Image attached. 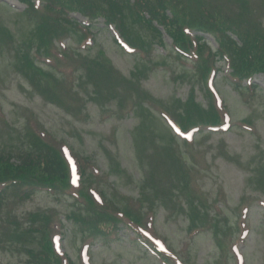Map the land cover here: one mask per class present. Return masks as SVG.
Wrapping results in <instances>:
<instances>
[{
  "label": "rangeland",
  "instance_id": "rangeland-1",
  "mask_svg": "<svg viewBox=\"0 0 264 264\" xmlns=\"http://www.w3.org/2000/svg\"><path fill=\"white\" fill-rule=\"evenodd\" d=\"M218 1L221 8L231 9L238 18L240 6L238 10L237 0ZM246 2L255 8L264 4V0ZM24 8L16 0H0V26L9 34L0 45V155L8 156L22 148L28 149L29 145L25 144L28 141L25 136L26 121L28 124L35 122L38 127L57 138L58 142H65L80 158L99 169L102 178L98 185L100 190L111 194L114 192L116 196L124 198L131 196L127 201L132 200L133 205V197H139L140 182L146 179V171L152 167L154 182L161 180L165 186L171 185L170 195L172 194L163 207L155 202L154 228L170 248L180 256L184 255L186 259H183L188 264H238L230 250L228 251L230 237L239 239L237 247L243 255V264H264V210L260 207L261 201H264V98L250 91H236L227 79L228 70L223 68L215 77V85L231 115L233 128L227 132L214 133L203 129L201 133L199 131L194 134L192 147L177 139L168 141L164 133L166 126L160 121L152 120L151 116L154 115L146 111L142 99L136 93L123 96L119 101H108L107 89L114 83V77L108 70L93 67L89 70L86 67L80 73L78 82L74 80V74L68 82L69 78L61 75L58 69L49 70L41 62H37L34 55L29 53L28 44H24L26 33L34 30L37 25L33 21L35 18L21 14ZM130 21L131 16L128 23ZM98 27L102 28L101 23ZM94 32V46L83 53L84 57L100 55L102 59H109L128 81H135L133 74L139 72L141 75L137 77L153 97L152 101L161 104L172 115L180 114V110L185 109L186 99L192 93L196 102L208 108L205 88L197 80L199 77L193 72L190 63L179 66L173 55L167 56L168 52L157 50V45H154L149 52L151 54L153 51L150 55L153 59L148 61L147 57L148 66L145 70L140 67L142 63L135 55L118 47L110 32ZM140 35L144 37V42L151 39L150 31L146 29ZM78 40L79 37L66 38L64 42L68 50L77 52ZM166 43L169 45L168 40ZM210 45L215 48L212 41ZM29 56L39 70H28L25 67L24 71L31 76L33 74L34 83L19 72L26 59H30ZM79 56L81 55L77 53V57ZM67 67H72L75 72L78 67L85 66L74 59L71 62L68 60L64 68ZM253 83L264 91V76H257ZM39 85L41 87L38 88ZM61 85L74 88L78 98L83 100L82 112L85 115L73 117L62 110L60 100V106L48 102L49 90L45 98L39 94L47 86L59 91ZM126 97L130 101H126ZM135 101L141 103V107L138 106L132 116ZM191 120L199 122L195 114L191 115ZM242 121L249 122L253 131L245 130ZM153 124L156 126L153 127ZM142 125L146 126L144 130H140ZM135 140L139 142L138 145ZM171 151L191 170L193 185L199 187L200 194L206 196L207 203L192 197L191 193L190 197L185 198L184 191L172 189L176 172L169 174L171 162L166 156ZM175 164L181 168L178 163ZM179 186L183 187L184 184L180 183ZM28 195L31 197H14L11 202H7L2 224L7 225L9 230L17 228V231L28 234V230L34 227V221L29 216L37 212L48 213L50 216L56 213L60 218L69 214L78 219H87L85 209L76 207L74 199L47 191ZM162 197L168 195L162 193ZM176 197H179V203L176 202ZM242 200L250 203L246 220L249 234L244 240L237 234L239 203ZM188 202H193L195 209L199 206L209 216L212 224L208 232L195 237L189 235L188 226L191 224L188 219L195 218L197 214L184 212ZM118 206L123 208L120 202ZM9 207L12 212H9ZM169 209L176 212L171 215L167 212ZM67 225L66 236L61 240V251L77 264H83L80 258L82 234L77 227ZM116 234V238L105 237V241L96 240L90 245L89 264H161L156 255L131 230L124 228ZM12 244L9 236H0V264L24 263L25 255L21 244L17 247H12Z\"/></svg>",
  "mask_w": 264,
  "mask_h": 264
},
{
  "label": "trees",
  "instance_id": "trees-1",
  "mask_svg": "<svg viewBox=\"0 0 264 264\" xmlns=\"http://www.w3.org/2000/svg\"><path fill=\"white\" fill-rule=\"evenodd\" d=\"M27 3L33 12V4L31 0H20ZM99 4L93 3L91 0H41L44 11L49 16L41 18L34 31L39 41L47 46L52 40H56L67 31H77L76 21L72 20L69 15L73 12H80L83 16L94 19V16H103L108 23L117 24L123 36L128 41H132L135 45L138 43L140 48H147L148 44L134 36L126 27V19L128 12L135 14L140 21L138 24H145L148 28L155 32L158 43H162L161 34L158 28L152 25L155 22L162 27L165 33L172 39L173 43L179 48L186 50L191 45L189 37L185 36L183 29L185 27L191 30L203 31L213 36L220 34L217 38L220 42V50L222 54H227L230 58L232 75L234 77H244L255 72H264V33L259 31H249L244 27H240L235 22L231 24L220 21L214 14L205 9L204 0H95ZM90 4L92 7L87 8ZM86 5V6H85ZM91 8V9H90ZM93 8V9H92ZM148 15L149 19L144 16ZM126 24V26H125ZM232 32L237 35L242 46L238 47L228 37L224 39V32ZM8 33L5 29L0 28V45L3 36L6 38ZM3 34V36H2ZM27 34V33H26ZM33 32L28 33L30 41L35 42ZM201 38L197 40V51L199 52L198 70H207V63L213 59L205 44L201 42ZM43 45L38 46L39 50L47 51ZM207 54L206 57H204ZM210 58V59H209ZM28 70H38L32 61L26 59ZM102 65L95 63V67L100 68ZM34 77L33 74L31 76ZM41 85L38 86V88ZM45 91V92H44ZM45 87L40 90L45 95ZM195 109V115L201 122H209L217 124L218 117L212 112H205L199 106L190 103ZM190 104L187 106L189 107ZM182 120L191 119V113L184 111L180 114ZM143 126V125H142ZM142 127H140V130ZM34 135V134H33ZM31 135V144L28 149L22 148L14 152V155L8 157L0 156V185L3 188L0 191V212L3 211V202L17 191L34 192L36 189L49 188L52 190L65 191L69 187V170L65 163L62 153L51 144L44 143L41 139ZM141 134H139V137ZM36 138V139H32ZM171 155V154H170ZM174 163L176 159L172 156ZM177 184L183 183L188 191L187 178L188 175L181 169L176 167ZM82 177L85 175L84 168L81 169ZM89 183V178L86 179ZM152 179L146 178L140 182L141 204L143 200L155 193L152 188ZM102 197V206L96 204L86 191L81 192L84 198L85 207L88 210L87 219L82 220L78 232L85 239L87 234L108 235L114 230L121 218L128 219L136 226L141 227V219L139 213V204L136 208H131L125 204L123 208L117 206L115 198L108 197L106 193L100 191ZM38 225L35 229H30V235L17 230H9L5 225L0 224V236H9L13 241V246L21 244L26 258L25 264H75L67 256H60L54 250L52 237V223L45 213H35L30 216ZM74 219L76 217L72 216ZM71 216H67L68 221H73ZM92 233H89V230ZM95 233V234H94ZM35 234V235H33ZM89 238L87 237L86 240Z\"/></svg>",
  "mask_w": 264,
  "mask_h": 264
}]
</instances>
